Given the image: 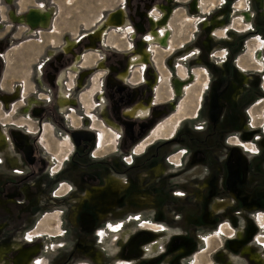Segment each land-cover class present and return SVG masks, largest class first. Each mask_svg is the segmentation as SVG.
<instances>
[{"label":"rangeland","instance_id":"1","mask_svg":"<svg viewBox=\"0 0 264 264\" xmlns=\"http://www.w3.org/2000/svg\"><path fill=\"white\" fill-rule=\"evenodd\" d=\"M194 2L200 5L201 11L198 8L196 11L192 10ZM160 3L167 6V10L170 11L168 29L171 31V44L170 48L164 51L154 49L155 52L151 56L159 71L160 86L158 85V91L154 92L155 96L158 99L162 98L161 100L168 102L171 106H169L167 118L165 117L166 120L163 124L167 126L169 119L173 116H177L174 126L183 116L191 117L192 114H195L197 117L183 120L172 135L165 140H179L182 137L180 131L183 130L188 133V139L214 140V153L227 152V150L221 149V146H218L216 142L227 141L240 133L242 130L239 124L241 116L244 117V128L254 126V129L251 130L252 133L264 137V134L258 130L259 126H264L261 119L264 116V73L255 63L256 51H254L256 43L263 41L262 51L264 54V0H167L166 2L157 0L151 8L153 17L155 16L154 12L162 14ZM126 5L127 0H0V86L4 88L3 93L12 91L16 93L17 90L19 92L18 99L6 103L3 112L0 111V123L4 122L6 129H10L12 123H29L32 131L36 127L40 128L38 139L32 140V145H30L36 152L33 154L34 158L30 156L29 159H26V156L18 149L15 140H8L0 145V264H12L13 255L17 250L23 247H35L36 244L40 245V252L33 260L37 264H129L131 260H125L120 256L124 252L120 251L119 244L124 241L121 239H125V235L136 231H146L150 235L149 240L145 242L147 244L142 248L148 256L146 261L157 260L155 264H168L169 258L175 262L177 256L171 250H169V256L166 255L161 260L157 258L156 252L160 247H164L167 238H174V234H182L183 238L190 239L191 235L186 234L194 232L201 233L208 244L203 245L198 240L200 250L197 249L186 254L185 264H202L201 260L203 264H264V223L261 221V218L264 219V213H262L264 212V184L254 185L257 181L264 183V146L259 145V140L254 137L251 140L242 141V143L253 144L258 150V154L249 152H255L252 146L245 145L247 150H244L235 139L228 144V150H230L229 153L238 151L247 159L245 175L238 185L236 196L246 203L257 202L261 205L258 209L261 212L256 213L258 220L254 217L251 207L242 204L231 211L229 216L226 215L231 221L229 228L226 222L220 225V229L225 233L223 236L215 234L214 231L218 230L220 223L227 221L225 216L210 224L209 227L206 225L200 228L183 225V214L179 211L178 202L175 203L176 205L172 204V207L166 206L165 202H175L168 198L170 196L183 199L182 203L187 201L184 200L185 196L183 197V195L176 197V192L182 191L187 199L189 198L188 204L194 206L199 192L192 186L193 184L198 186L199 183L191 181V186L180 189L176 182L180 183L187 177L191 178L197 165H192L177 177L170 176L169 182L175 181V184L169 183L164 192L160 191L164 188L163 182L159 181V184L162 185L159 189V184L155 183V178L150 177L147 171V164H143L145 161H141L145 154L153 153V148H151L146 153L142 152L144 155L133 154L132 169L133 172L140 171L143 175H147L148 183L157 184L153 194L164 215L163 219H154L152 210H149V215L146 214L145 219H150V223L112 224L113 232H107L115 234H110L105 241L100 238L95 239L94 236L96 229L102 225L96 224L94 229L89 231L84 230L75 221L78 212L93 213L98 205L92 207V204L88 205L87 203V206L84 205L85 207L82 209L81 192L76 191L75 186L63 178L72 179L69 178V175L59 176L60 168L68 161L64 158L66 156L69 158L77 149L75 143L73 144L74 141H77L74 135L80 132H90L96 125L102 127V132L100 131L102 149H99L97 142L89 143L86 151L83 147H81L83 150L77 149L78 153L84 154V162H74L68 168L76 174H81L90 167L91 163L96 164L97 161L127 166L126 160L129 155L127 157L125 153H120V150L114 147L113 141L110 140L113 138L111 123L100 109L98 110L96 101V96L100 94L98 90L105 86L107 69H109L108 66H106L107 69H98L99 64L104 61L107 49L115 48V44H123L126 40L121 38L124 26L118 31L116 28L105 30L104 21L110 13L116 12ZM31 8H40L45 13H50V19L45 28L32 30L14 20L15 16L21 17ZM243 9L254 14L253 21L248 22L247 25L240 16V11ZM213 22L215 23L213 24ZM216 25L219 26L215 27ZM99 28L104 31L101 39L106 38V42L103 44L105 47L97 46L96 50L91 52L92 54H88L83 64L82 61H79L78 64L74 63V58L73 60L70 58L72 54H64L61 61L54 60L55 57L58 56V60L61 54L63 55V50L68 42L79 41L78 45L81 41L89 40L90 35ZM220 30L223 34L216 35V31ZM105 35L107 36L105 37ZM185 41L188 43L185 44ZM194 41L196 43L191 44ZM98 44L101 42L96 43V45ZM181 44H184L182 50L178 49V45ZM176 46L178 47L176 48ZM177 49L182 53L177 54ZM89 51L86 44L81 50L76 48L75 53L85 55ZM170 52L173 53L168 58ZM193 52L199 55L201 63L192 67L194 70L190 75L196 71L201 74L195 78V82L185 81L188 90L185 92V88H183V96H173L170 85L172 82L168 79L178 77L180 66L183 63L182 58L184 60L185 56ZM161 55L172 59L173 65L176 66L173 72L167 69L168 66L162 65ZM211 55L213 56L212 65L207 66V60ZM96 60H98L97 65L94 64ZM221 61H223V66L215 63ZM51 62L54 65H50ZM80 64L82 65L80 66ZM77 67L81 73L89 72L81 83L80 78L75 75ZM135 68L140 70V66ZM207 71L210 77V82L207 83L208 87L205 84ZM239 73L246 75L249 83L243 84ZM136 74L139 75L138 72ZM58 76L63 79L62 90L67 95L70 93V98L76 102L75 106L65 109L64 114L59 113L57 106L59 88L52 81V78ZM232 82L239 86V91L236 93L231 88ZM95 90L97 91L95 92ZM86 96L88 97L86 98ZM32 100H36L38 106H44L47 110L52 107L53 117L40 120V118L29 117V114L22 113L21 108L28 107ZM48 100H50L49 103ZM180 104L183 105L184 110L183 113L178 114L175 107ZM4 127L0 125L1 132H4ZM209 129L213 131L212 136H209ZM96 132L98 131L96 130ZM65 135L71 143V148H68L67 142L63 141L67 140L64 138ZM119 138L118 135L117 142ZM28 141L30 144V140ZM159 141L162 140L154 142ZM181 149V145H172L170 150L166 151V155L170 157ZM61 162L63 163L61 164ZM99 169L107 178L110 174H120L127 177L128 180L131 177V174H125L124 171L122 173L109 171L105 169L104 165H101ZM31 172H35L34 175H31ZM259 173L262 174V178ZM51 174H54V177L50 176ZM113 182L116 183L115 180ZM65 185H67L66 190L63 191L62 188ZM148 189H150L149 186ZM164 193L167 196L163 200ZM151 197L150 195L146 199L149 201ZM228 203L216 201L214 210L218 213L227 211L232 207H227ZM103 205L105 206V204ZM134 211L136 212L134 208L128 206L114 213L109 212L108 216H112L117 222L124 219L128 212ZM53 212L57 213L58 219L52 217ZM134 216L140 217L139 214ZM241 216H243V220L240 219L243 221L242 223L239 222ZM112 218L111 221L114 222ZM156 228L159 231H153ZM237 232L239 237L235 234ZM115 236H119L120 240H110ZM237 238L241 240L242 245H246L244 247L250 248V252L255 255L256 263L248 261L245 257L247 255H243L239 251L227 250L226 243H232L234 239L237 242ZM211 241L214 253L210 258L207 256L209 250H206L205 246H209ZM173 242V240L169 241V243ZM90 250L98 253L101 263H98L96 255L92 257L90 253V255L88 254ZM249 257L251 256L249 255ZM173 261L172 264H174Z\"/></svg>","mask_w":264,"mask_h":264},{"label":"flooded vegetation","instance_id":"2","mask_svg":"<svg viewBox=\"0 0 264 264\" xmlns=\"http://www.w3.org/2000/svg\"><path fill=\"white\" fill-rule=\"evenodd\" d=\"M156 1L157 0H127V5L125 7L123 6V8L120 9L122 12V20H120V18L118 20L117 18H114L115 16L109 15L104 21L105 30L109 28H116V30L118 31L121 30V28L124 26V29H122L124 31L121 32V38L126 40L123 42V44H115V48L109 46L111 47V49H107L108 52H106V57L104 61L99 64L98 69H105L106 66H108L107 68L109 69L106 68L107 77L105 80V86H103L101 91L98 90L100 94L96 96V101L98 105V110L100 109V111L105 115L106 118H108L109 122L111 123V130L113 134L110 130L109 132L113 135V138H110V140L113 141L114 147L119 149L120 153H125L127 157L129 155L126 160L127 166H122V164H106L105 162L102 163L100 161H97L95 162L96 164L91 163L90 167L88 169H85L84 172H82L81 174H76L75 172L71 171V169H68L69 166H72V163L74 162H84V154L78 153L77 149H81V147H83L86 151L89 143L95 142H97L99 149H102V137L100 133V131L102 132V127L96 125L92 128L94 130L90 131L91 133L83 132L77 135V141H72L73 144L75 143V146H77V149H75V152H73L69 158H67V156L64 158V160L67 159L68 161L66 162V164H63L60 168L61 172L59 173V176L69 175V178H71L72 180L67 178L63 179L65 181L69 180V184L75 186L74 189H76V191L81 192L82 209L87 206V203L88 205L92 204V207H96L98 205V207L96 208V210L93 211V213L88 211H80L78 212L75 218V221H77V223H79L84 230L91 231L94 229V226L96 224L102 225V227L96 229V231L98 230V232L95 231L94 233L95 239L100 238L101 240L105 241V239L109 238L110 234L114 235L115 233H112L113 231L111 230L112 224L122 223L124 225L126 222L132 224L150 223V219H145V215L149 213V210H152L154 219H163L164 215L161 212V209L158 207V203H156L155 200V195L153 194L155 192L157 184H159V181L163 182L162 184L164 188H162V190L160 191L164 192L167 184H175V181L169 182L170 176L177 177L179 176V174H182L187 171L192 165H197V168L195 172L192 173L191 178L185 177V180L181 181L180 183H176L179 185L180 189L188 188L191 181L194 183H199L198 186L194 184L192 186V188L196 189L197 192H199V197L198 199H196L194 206H190L188 204L189 198L187 199V196L182 191H177L175 195L176 197L177 195H183V197L185 196L184 200L187 201H183L182 203L181 201L183 199H176L170 196L171 198H168L170 200H175V202H165V205L169 207H172V204L178 202L177 206L179 208V211L183 214V225H189L192 227L198 226L199 228L203 227V225L209 227L210 224H213V222L221 219L222 216H225V218L227 217L226 215L229 216L231 211H234L236 207L238 208L242 204L243 206L248 205L249 207H251V209L254 211L253 215L256 219V213L261 212L258 211L261 206L259 203H246L245 201L241 200L236 196L238 185L240 184L241 179L245 175V170L247 168V159L238 151H231L229 153L230 150H228V144L231 143V140H238L239 146L242 147L244 150H247L245 148L246 146H252L255 149V152L248 150L252 154H258L257 148L254 147L253 144L246 145L247 143H242V141L251 140V138L254 137L259 140V145L264 146V139L260 138L261 135H254L251 131L252 129H254V126L244 128V117L241 116V121H239L240 127L242 129L240 133L233 136L227 141L219 140L220 142H216L218 146H221V149L227 150V152L214 153V140H206V138L205 140H194L193 138L188 139V133L184 132L183 130L180 131L182 137L179 140H165V138H168L172 135L176 127L183 120L195 119L197 117L195 114H192L191 117L183 116V118L179 120L178 123L174 126V124L176 123L177 116H173L169 119L167 126L163 124V122L167 118L166 115L168 114L170 104H168V102H165L164 100H161L162 98L158 99L155 96L154 92L158 91L157 87L159 85V71L151 54L155 52L154 49H160L164 51L170 48L171 31L168 29V24H170L168 22L170 11L169 9L167 10V6L160 3V10L162 14L154 12L155 16L153 17L151 8L155 5ZM161 1L166 2L167 0ZM197 8L199 11L202 10L200 5L194 2L192 4V10L196 11ZM51 9L53 8L51 7ZM240 12L241 19L243 22H245L246 25L248 22L250 23L253 21V13L250 14V11H246L244 9ZM49 19V12L45 13V11L40 8H31L27 10L26 14L21 15V17L15 16L14 20L19 24H24L29 29L33 30L45 28L49 22ZM120 21L121 25H117L116 27L113 26L120 23ZM214 23L215 22H213V24ZM218 26L219 25H216L215 27ZM216 32V35L221 36L223 34L222 30ZM103 34L104 31H102V28H99L97 31H94L92 35H90V41L86 39L84 41H81L78 45L77 43L79 41H75L73 43L68 42V44L63 50V55L61 54L58 60V56L55 57L54 60L61 61L64 57V54H72L70 55V58L72 60L74 58V63L78 64L79 61H82L83 64L88 54H92L91 52L96 50L97 46L101 48L105 47V45L103 46V44H105L106 38L101 39ZM106 36L107 35H105V37ZM97 42H101V44L96 45ZM186 43H188V41H185V44ZM195 43L196 41L191 42V44ZM262 43L263 41L257 42V46L254 51H256L255 63H257L260 67V71L264 73V54L262 51ZM86 44H89V46L87 47V50H90L89 53L85 55L75 53L76 48L81 50ZM76 45L77 47L75 48ZM183 45L184 44L178 45L179 47L176 46V48L178 47V49L182 50ZM178 49L177 51H175L177 52V54H181L182 52ZM172 53L173 52H170L168 58L171 57ZM160 59L162 61V65L168 66L167 69L170 72L174 71L176 66L173 65V61L171 58L167 59V56L164 57L161 55ZM182 61L183 63L182 66H180L181 68L179 70L178 77L168 79L170 80V82H172L170 83V85L171 94H173V96H183V88H185V92L188 90V87L186 85L187 83L185 81L195 82V78H197V76L201 74L196 71L195 73L190 75L194 70L192 69V67L194 65L197 66V64L201 63L198 54H195L193 52L190 55L185 56L184 60L182 58ZM212 62L213 56L211 55L210 58H208L207 60V66H211ZM219 63L221 62H217V64ZM51 64L54 65V63L52 62L50 63V65ZM82 64H80V66ZM94 64L97 65L98 60H96ZM145 64L146 66L142 71V68ZM183 65L185 66V68ZM221 65L223 66V64ZM136 66H140V70L136 69ZM75 69H77L75 75H77V78H79L81 70H79V67ZM125 71L126 73L124 75H121ZM136 72H138L139 75H137ZM127 73H130L128 76L129 81L125 83L123 81L127 80V78L125 77ZM239 74L241 76V80H243V84L249 83L248 77H246V75L242 73ZM206 76L207 79L205 84L208 87L207 83L210 82L208 71ZM139 77H141V80H139ZM56 80L57 82H55ZM52 81H54V85L59 88L57 94V106L59 107L60 114H64L65 109H67L69 106H75L76 102H74L70 98V93L69 95H67L62 90L61 86L63 79L59 78L58 76L52 78ZM49 83L52 84V82ZM231 88L233 91H235V93L239 91V86L235 82H232ZM3 89L4 88H1L0 86L1 112H3V109H5L6 103H10L11 101L18 99L19 97L18 90L16 93H14L15 91H12L10 93H3ZM96 91L97 90H95V92ZM95 92L93 93V95L95 94ZM87 97L88 96H86V98ZM19 102L21 103L20 100ZM47 102L49 103L50 100H48ZM21 109L22 113L26 115L29 114V117L31 116L34 118H40V120L44 118L50 119L53 117L52 107L48 110L46 109V107L44 108V106L40 107L37 105L36 100H32L28 107H23ZM177 110L178 114L183 113V105L180 104V106H176L175 111ZM28 119L30 120V118ZM261 119L264 123V116ZM0 125L4 127L5 123L1 122ZM10 125V129H6V127H4V132L0 131V140H7V138L8 140H15L16 144L18 145L17 147H19L18 149L22 151L21 153L26 156V159H29L30 156L32 157L33 154L36 153L35 149L31 148L32 146L30 145H32V140L38 139L37 136L40 128L36 127L32 131V128L30 127L29 123H12ZM262 128L264 129V127L259 126L258 130L261 134H264V130ZM96 130L98 132H96ZM212 132L213 131L209 129V136L213 135ZM31 133H33V135H30ZM18 134L19 137L17 138ZM20 135L26 137L23 139L22 137H20ZM118 135L120 138L117 142L116 140L118 138ZM28 140H30V144ZM42 140L45 139L42 138ZM155 140L162 141L155 143ZM63 141H66L68 148H71V143L68 140ZM172 145H181L182 149L178 153L170 155L169 157L168 155H166V151L170 150ZM83 148L81 150H83ZM151 148H153V153L149 155L145 154V157L142 158L141 161H145L143 164H147V171L149 172L150 177L155 178L154 181L157 184H151V182L148 183L147 175H143V173H140V171L133 172L132 169L134 164L133 154L144 155L142 152L146 153V151L150 150ZM49 149L50 148L48 147V150ZM32 158H34V156ZM62 163L63 162H61V164ZM101 165H104L105 169H108L109 171L111 170L112 172L122 173L124 171L125 174H131V177L128 180L127 177H123L120 174H110L107 178V176H103L101 171H99ZM158 167L161 168L160 171L157 170ZM34 173L35 172H31V175H34ZM53 175L54 174H51L50 176L54 177ZM215 176L217 178L216 180ZM259 176L261 178L263 177L260 173ZM113 180H115L116 183H114ZM119 184L123 185V187L116 188V186ZM261 184L264 183L262 181H257L254 185L261 186ZM66 186L67 185L62 188L63 191L66 190ZM148 186L150 189H148ZM161 186L162 185L159 184L158 188L161 189ZM113 188L114 192L117 193L115 194V196L109 192V190H112ZM101 193L102 200L98 199L97 197L98 195H101ZM149 195L152 196L149 202L144 204V207H140L141 205L139 204V202H141V200L145 197H149ZM231 195L233 197L231 203L232 207L222 213L216 212L214 210V203L217 200H224ZM166 196L167 194L164 193L162 199H166ZM101 201H105L107 205L109 204L112 207H109V209L105 208V206L102 205ZM128 206L134 208L136 212H128L127 216L124 219H121L117 222L114 218H112V216H108V214H110L109 212L114 213L119 209L126 208ZM136 214H139L140 217L134 216ZM46 215L49 216L50 214ZM51 215L54 219H58L56 217L57 213L53 212ZM242 217L243 216L239 217V222L241 223L243 222L240 221V219L243 220ZM111 218L112 220H114V222L111 221ZM226 220L227 221H223L219 224L218 230L215 229V234L220 236L225 235V233L220 229V225L226 222L229 228L231 221L229 220V217H227ZM261 221L262 223H264L263 218H261ZM153 231H159V229L156 228ZM235 234L237 235V237H239L238 232ZM186 235H191V238L185 239L182 237V234H174V238H167L168 240L166 239L167 241L164 242V247H160L159 250L156 252L158 260H161L166 255H168L169 250H171L176 254L177 257L175 259V262L172 260V258H169L168 264H172V261L174 262V264H185L184 260L186 254L192 253L197 249L200 250V243H202L203 245L208 244V241L205 240L204 236L201 235V233L199 232L198 234L194 232L191 234L188 233ZM124 237L126 238L123 239L121 237V240L124 241L119 244L121 247V250H119L121 252H124V254H120V256L123 257L125 260H131L129 264H147L148 261H146V258L148 256L144 252L142 247L143 245L147 244L145 242L149 240L150 235L146 231H136L130 232ZM237 239V242L234 239L232 243H226L227 250L239 251L241 254L247 255L245 257L248 261L256 263L257 260H255V255L250 252V248L244 247L246 245H242V243L240 242L241 240L239 238ZM110 240L119 241L120 238L119 236H115L110 238ZM171 240H173L174 242L169 243V241ZM198 240L200 241V243L198 242ZM205 247L206 250H209L207 256H212L214 253L213 242L211 241L210 245ZM24 248L25 247L20 248L13 255L12 264H37L36 262H33V260L34 257H36L37 254L40 252V245L36 244L35 247L31 246L30 248ZM101 248L105 250V248ZM89 253L92 255V257H95L96 255L99 261L98 263H101V259L98 256L97 252L90 250L88 251V254ZM249 255L251 257H249ZM156 261L157 260H150L148 264H155ZM201 263L203 264L202 260Z\"/></svg>","mask_w":264,"mask_h":264},{"label":"bare ground","instance_id":"3","mask_svg":"<svg viewBox=\"0 0 264 264\" xmlns=\"http://www.w3.org/2000/svg\"><path fill=\"white\" fill-rule=\"evenodd\" d=\"M109 15H113V16H115L114 18H117L118 20H119V18H120V20H122V12H121V10H119V12H117V13H110ZM108 15V16H109ZM117 25H121V21H120V23H118V24H116V25H113V26H117ZM90 41V40H89ZM97 41V40H96ZM76 47V46H75ZM66 55V54H65ZM224 61V60H223ZM223 61H221V63H219V64H217V65H220L221 66V64H223ZM215 63H217V62H215ZM147 64V63H146ZM146 64L144 65V67L142 68V71H143V69L145 68V66H146ZM181 66H182V64H181ZM184 66V65H183ZM185 67V66H184ZM133 70V69H132ZM39 71H41V68H39ZM142 71H141V73H142ZM126 73V71L123 73V74H121V75H124ZM140 73V74H141ZM129 74L130 73H127V75L125 76L126 78H127V80L126 81H123V82H128L129 81V79H128V76H129ZM120 78H121V76H120ZM139 80H141V77H139ZM57 82V81H56ZM122 82V81H121ZM101 90V89H100ZM99 90V91H100ZM139 105V104H138ZM137 105V106H138ZM145 106V105H144ZM148 107V106H147ZM60 113V112H59ZM264 127V126H263ZM263 129V128H262ZM264 130V129H263ZM81 133H83V132H80V133H77V134H75L74 136L76 137V139H77V135L78 134H81ZM66 136V135H65ZM19 137V134L17 135V138ZM20 137H22L23 139L26 137V136H22V135H20ZM64 138H67V140H69L68 139V137L66 136V137H64ZM260 138H262V139H264V137L263 136H261ZM1 142H0V145H3L4 143H6L7 141H8V139L7 140H0ZM20 141V140H19ZM41 143H42V140H41ZM232 195L231 196H229L228 198H226V199H224V200H217V202L218 203H224V202H229L228 204V206L227 207H230V206H232Z\"/></svg>","mask_w":264,"mask_h":264},{"label":"crops","instance_id":"4","mask_svg":"<svg viewBox=\"0 0 264 264\" xmlns=\"http://www.w3.org/2000/svg\"><path fill=\"white\" fill-rule=\"evenodd\" d=\"M176 130V129H175ZM157 170L158 171H160L161 170V168L160 167H158L157 168ZM120 187H123V185H121V184H119V186H116V188H120ZM115 188V187H114ZM114 188L112 189V190H109V192L112 194V195H114L115 196V194H117L116 192H114ZM146 196V195H145ZM150 196V195H149ZM146 198H148V197H145L144 199H142L141 200V202H139V204L141 205L140 207H142V206H144V204H146V203H148L149 201H148V199H146ZM98 199H100V200H102V193H101V195H99V197H98ZM107 199V198H106ZM144 200H146V201H144ZM140 201V200H139ZM102 202V205L103 204H105V208H107V209H109V207H112V206H107V203L105 202V201H101ZM104 206V205H103ZM97 235V234H96Z\"/></svg>","mask_w":264,"mask_h":264},{"label":"water","instance_id":"5","mask_svg":"<svg viewBox=\"0 0 264 264\" xmlns=\"http://www.w3.org/2000/svg\"><path fill=\"white\" fill-rule=\"evenodd\" d=\"M117 12H119V10L118 11H116V12H113V13H117ZM89 45H87V47H88ZM89 74V72H87V71H85V72H82L81 74H80V76H79V80H80V83L82 82V80L84 79V77L86 76V75H88ZM83 76V77H82ZM120 83V82H119Z\"/></svg>","mask_w":264,"mask_h":264}]
</instances>
